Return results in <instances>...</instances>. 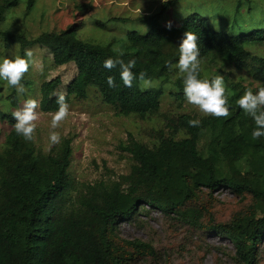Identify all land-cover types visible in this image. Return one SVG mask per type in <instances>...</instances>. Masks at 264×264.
I'll list each match as a JSON object with an SVG mask.
<instances>
[{
	"label": "trees",
	"instance_id": "trees-1",
	"mask_svg": "<svg viewBox=\"0 0 264 264\" xmlns=\"http://www.w3.org/2000/svg\"><path fill=\"white\" fill-rule=\"evenodd\" d=\"M39 0H28L25 14L36 21L44 18L48 5L35 19ZM179 0H167L156 12L128 16L100 17L90 20L97 30L110 32L108 42L81 36L84 22H74L65 29L44 28L38 33L0 27L6 44H18L20 55L29 48L50 51L56 66L75 62L77 73L66 85L67 102L88 97L95 87L103 101L118 115L152 118L160 112L164 90L152 87L141 91L139 73L162 84L173 82L179 89L178 100H186L183 79L178 69L168 68L179 59V45L187 31L198 37L201 78H211L206 71L227 67L246 70L259 86H264V57L254 56L249 46L264 44V29L234 35L218 31L210 16L198 9L180 18L169 28L162 16ZM19 0H0V12L8 13ZM81 11H92L80 3ZM33 21V22H34ZM146 25L148 30L132 29L116 34V23ZM123 23V25H122ZM22 25V26H21ZM114 48H121L126 62L136 60L137 79L125 87L119 66H103L107 58L116 59ZM118 85L111 88L107 77ZM173 77H176L173 81ZM230 116H197L184 112L172 117L156 134L154 142H142L132 134L120 143L130 155L129 170H115L95 181H77L70 168L73 161V137H63L48 152L36 142H28L15 131L12 111H1L12 125L0 142V264H160L162 248L151 239L125 238L122 223L147 225L141 216L153 210L162 213L168 228L177 225L200 238L216 235L231 240L235 250H223L232 264H261L264 250V137L253 140V119L246 115L237 100L249 87L224 76ZM22 83L32 80L25 74ZM62 78L56 76L40 86L39 108L46 113L57 110L56 93ZM7 99L15 108L19 96L10 86ZM198 119V126L189 121ZM237 129L239 131H237ZM227 189L238 198L230 204L215 196ZM223 214H226L223 216ZM221 250V249H220ZM211 251V249H208Z\"/></svg>",
	"mask_w": 264,
	"mask_h": 264
},
{
	"label": "rangeland",
	"instance_id": "rangeland-1",
	"mask_svg": "<svg viewBox=\"0 0 264 264\" xmlns=\"http://www.w3.org/2000/svg\"><path fill=\"white\" fill-rule=\"evenodd\" d=\"M28 0H19V5L8 13L0 12V27L17 31V23L24 18L25 27L29 33H38L44 28L56 27L58 30L67 28L74 22H84L80 28L82 37L96 41L108 42L110 32L94 28L90 16L97 13L100 17L128 16L135 18L144 12H156L163 0H39L35 6V19L45 8L44 18L32 20L25 14ZM86 3L94 7L92 11H81L77 4ZM198 9L210 16L212 26L218 31H225L234 35L248 34L251 31L264 29V0H179L178 4L170 8L163 16L162 21L169 25H176L180 18L192 10ZM23 17V18H22ZM34 21V22H33ZM116 34H122L126 29H137L143 32L148 30L146 25L127 22L121 26L117 22ZM22 26V25H21ZM32 49V48H29ZM33 57L30 61L27 76L32 84L25 86L27 91L19 96V106L14 107L7 99L10 93L7 83L0 80V142L12 129L10 122L3 118L1 111L9 112L20 108L29 98L36 99L39 104L40 86L45 80L56 76L62 78L61 91H66V85L75 77L77 67L75 62L56 66L48 49L33 47ZM249 50L254 56L264 57V44L251 45ZM18 44H6L0 37V62L14 53L20 54ZM207 75L229 76L234 83L243 87L255 88L256 82L247 75L246 70L227 67L220 72L212 68L206 71ZM176 77H173V81ZM155 87L164 90L160 112L152 118L141 119L136 116L118 115L116 110L106 104L95 87H89L88 97L73 99L69 105V116L56 129L63 137H73V161L70 168L72 176L77 181H95L105 177L107 173L115 170L117 173L127 172L132 162L130 155L120 148V143L126 141L130 134L142 142H154L159 129L166 128V123L172 117L184 112L197 116L204 115L199 109L187 103V100H178L175 93L179 91L173 82L161 83L159 80ZM39 119L36 129V145L44 152H48L54 145H50L48 135L51 115L37 108ZM215 196L230 204H237L238 198L231 191L224 189L215 192ZM226 214H223V216ZM147 225L140 227L138 223H122L120 234L125 238L151 239L162 248L164 259L160 264H232V261L223 253V250L233 252L234 244L225 237L216 235L198 237L181 226L168 228L164 223L163 215L153 210L150 216H141ZM211 249V251H208ZM221 249V250H220ZM264 264V250L262 254ZM144 264H154L151 261Z\"/></svg>",
	"mask_w": 264,
	"mask_h": 264
},
{
	"label": "clouds",
	"instance_id": "clouds-1",
	"mask_svg": "<svg viewBox=\"0 0 264 264\" xmlns=\"http://www.w3.org/2000/svg\"><path fill=\"white\" fill-rule=\"evenodd\" d=\"M163 2L167 3V0H163ZM168 26L169 28L171 27V22H169ZM113 51L117 53L116 59L107 58L103 66L109 70L119 66L120 79L124 86L132 87L133 81L137 79V76L133 72L136 60L131 59L126 62L122 59L125 53L121 48H114ZM33 55V50L27 49L23 56L19 53H14L11 57H5L0 62V80L5 81L8 86L15 88L18 95L22 96L27 91L22 80L29 70ZM199 57L198 37L192 31H187L182 43L179 45L178 62L176 64L169 62L168 68L170 71L174 68L178 69L181 74L183 92L187 103L196 106L206 116L217 118L230 116L224 76L214 75L211 78H201V61ZM146 77L147 73L145 71L139 73L138 79L141 91L156 86V82ZM107 84L111 88L118 87L113 76L107 77ZM56 104L58 108L51 115L49 126L48 139L50 145L60 143L61 135L56 129L60 128L69 116V104L63 91L56 93ZM237 104L254 121L255 127L251 133L252 139L258 140L260 137H264V86H259L256 91L252 88H246L237 100ZM38 107V101L29 98L23 102L20 108L11 113L15 120V131L25 141L34 142L36 139L35 133L39 119ZM188 123L190 126L195 127L200 124V121L194 119ZM237 131L239 130L237 129Z\"/></svg>",
	"mask_w": 264,
	"mask_h": 264
}]
</instances>
